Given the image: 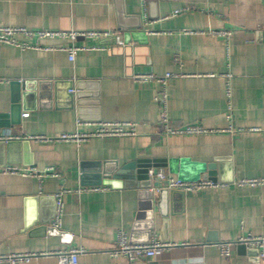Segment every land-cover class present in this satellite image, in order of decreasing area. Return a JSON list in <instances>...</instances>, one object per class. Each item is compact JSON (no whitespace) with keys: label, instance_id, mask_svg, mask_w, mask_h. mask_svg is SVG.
Wrapping results in <instances>:
<instances>
[{"label":"crops","instance_id":"0c3cea01","mask_svg":"<svg viewBox=\"0 0 264 264\" xmlns=\"http://www.w3.org/2000/svg\"><path fill=\"white\" fill-rule=\"evenodd\" d=\"M0 25L111 30L123 41L80 39L79 45L106 48L79 50L74 61L59 49L72 44L68 39H30L52 48L48 50L0 42V114L11 119L12 80L32 91L26 107L20 100V122L0 127V134L58 136L94 129L78 121L139 122L134 136L93 137L80 143L20 139L30 141L32 154L15 147L11 156L21 163L6 166L38 171L53 167L60 175L0 172V253L82 247L78 264H131L110 254L123 229L133 243L156 235L178 244L134 264H264L238 245L230 257L218 247L247 233L264 236V183H239L264 178V0H0ZM137 72L179 74L167 82L170 123L208 131L162 133L156 100L160 83L135 82L131 75ZM69 82L74 92L78 83L84 88L81 107H70L65 94ZM4 153L0 146V164ZM182 157L215 162L220 186L155 192L148 208L139 188L124 184L85 190L80 184L82 162L99 163L101 174H119L131 182L139 158ZM62 187L71 191L63 195L58 233L51 231L52 196ZM41 217L49 220L44 233L34 231L43 225ZM19 264L59 260L44 254Z\"/></svg>","mask_w":264,"mask_h":264},{"label":"built area","instance_id":"2783aa9c","mask_svg":"<svg viewBox=\"0 0 264 264\" xmlns=\"http://www.w3.org/2000/svg\"><path fill=\"white\" fill-rule=\"evenodd\" d=\"M180 11V10H178ZM215 34L222 36H230L231 31L227 30H214ZM23 36L24 39H20ZM116 38V42L123 44L115 31L111 30H33L25 26H2L0 25V42L13 45L22 49L34 48V49H52L45 46H41L38 41L33 43L30 39H42V38H62L68 39L72 44L68 47H60L61 50H66L69 53V58L71 61L75 60L76 54L79 50H95V49H105L106 46L103 44L94 46H85L77 44L80 39H90L96 38L98 40H103L106 38ZM179 74L167 72L164 75H159L154 72H137L131 75V78L135 82H149L157 81L160 83V90L156 95V100L160 104V120L158 123L159 130L164 134H201L206 133L208 130L198 126V125H187L184 127L173 126L169 121L168 111H167V82L170 78L176 77ZM229 95V92H228ZM80 124L93 125L94 129L90 131H76L72 133H63L58 136H47V135H23L17 134L10 131L3 132L0 134V140L11 141L20 139H34L39 141H50V142H62V141H76L78 143L82 141L89 140L93 137H104L113 138L119 136H134L138 134L139 122L134 121H89L82 122L78 121ZM1 173H12L21 174L23 176L34 175L39 178L44 176L54 175L59 176L60 174L54 170L53 167H49L44 171H38L34 168H22L17 165H9L0 169ZM151 175L155 177L158 181V186L154 187L155 192H159L162 189H179L184 192H196L203 189L216 188L220 186V183L209 180L200 179L198 181H184L179 179L176 175L170 173L169 171L161 168L154 175L151 171ZM240 184H263L264 178H253L244 179L239 182ZM85 190H97L99 187L88 186L84 188ZM71 191L68 188L62 187L56 194V213L53 219V226L59 228L62 224V216L64 210L63 195L66 192ZM245 244L248 248L259 249V256H264V236H257L251 233L243 234L234 241H225L218 244L219 250L222 255L230 257L232 255V250L235 245ZM178 245L176 242L164 241L159 239L156 235L150 237L148 242L145 243H133L128 233L119 229L117 238L115 240L114 248L111 249L110 254L113 257L124 256L128 258L131 264L137 259H146L161 256L167 250ZM82 247H70L61 250H55L50 252H10V253H0V263L7 262L9 264H19L22 262H28L32 258L38 255H56L59 260V264H78L79 255L83 252Z\"/></svg>","mask_w":264,"mask_h":264},{"label":"water","instance_id":"95a60500","mask_svg":"<svg viewBox=\"0 0 264 264\" xmlns=\"http://www.w3.org/2000/svg\"><path fill=\"white\" fill-rule=\"evenodd\" d=\"M137 28H140L141 24L136 25ZM12 86V110L10 117L8 119L7 114H0V127H10L13 124H18L20 122L19 119V104L20 100H24V107H26V98L29 97L32 91H29V86L27 84L23 85L18 80H12L10 82ZM75 86L73 83L69 82L67 86L66 97L70 99V107L74 108L75 105L78 107L82 106V102L85 98L84 88L78 85L76 86V91L74 92ZM57 97H58V92ZM34 96V94H33ZM82 117V114L80 115ZM0 146L2 150H5V158L4 161L0 164V168L5 167L7 163H21L20 160L14 159L11 156L13 152L16 150L15 147L24 149L32 154L31 144L29 140H12V141H0ZM24 164L33 165L34 162H24ZM134 171L130 176L132 179L131 182L123 181L122 179H127L128 177H122L119 174H115V176L110 175L109 173L101 174L99 172V163H89L82 162L81 163V176H80V184L83 187L88 186H101V185H110L112 187H120V186H133L135 188H139V193L142 198L146 201L148 208L152 207L154 204L155 191L151 190L152 188L158 186V181L155 177L151 175V171L155 175L157 171L161 168L167 169L170 173L176 175L179 179L184 181H198L200 179H209L212 181H218V173H217V164L201 162L193 160L189 157L182 158H139L134 163ZM168 191V189H162L158 193H164ZM44 198L41 199V202ZM53 202L55 204L54 216L56 213V199L55 196H52ZM35 202L37 198L33 199ZM39 200V199H38ZM53 216V218H54ZM36 218V216H35ZM32 223V221H29ZM28 223V224H29ZM42 226L35 228V232L44 233L47 232V224L49 220L45 217H41ZM54 227V226H53ZM150 230L153 229V226L150 225L148 227ZM149 230V231H150ZM58 233H61L57 227H54L53 230ZM151 235L149 236L150 239ZM149 239L146 241L148 242ZM241 249H244L245 253L250 256H253L258 261L264 260V256H259V249L256 248H248L245 244H238Z\"/></svg>","mask_w":264,"mask_h":264}]
</instances>
